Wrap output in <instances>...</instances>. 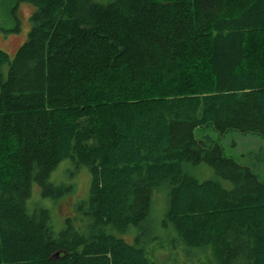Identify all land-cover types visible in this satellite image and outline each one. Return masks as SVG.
Wrapping results in <instances>:
<instances>
[{
    "label": "trees",
    "instance_id": "1",
    "mask_svg": "<svg viewBox=\"0 0 264 264\" xmlns=\"http://www.w3.org/2000/svg\"><path fill=\"white\" fill-rule=\"evenodd\" d=\"M20 1L31 28L13 57L0 47V264H264V157L241 164L219 141L264 139V0ZM64 158L91 184L56 229L27 200L33 183L71 191L49 180ZM163 184L170 247L195 259L138 239Z\"/></svg>",
    "mask_w": 264,
    "mask_h": 264
},
{
    "label": "rangeland",
    "instance_id": "2",
    "mask_svg": "<svg viewBox=\"0 0 264 264\" xmlns=\"http://www.w3.org/2000/svg\"><path fill=\"white\" fill-rule=\"evenodd\" d=\"M35 6L29 2L20 0H0V47L5 50L10 57L14 56L17 47L25 40L31 28V12ZM198 134V130H196ZM212 137H217L212 132ZM219 141L224 153L231 156L236 162L251 165L259 160L254 154L249 152L258 151L264 157V139L259 136L242 133L238 130H231L224 134ZM86 165L77 166L71 159L60 160L57 166L52 169L49 180L53 183H64L71 185V191L61 195V197H45L38 184L33 183L32 194L27 200L29 210L35 205H43L50 209L52 221L56 229L63 225L67 216L76 214V207H79L89 194L91 184V174ZM184 169L200 180L212 178L219 180L225 187H231L232 182L219 176L215 169L207 163L201 162L191 164L184 162ZM169 186L163 184L152 191L151 209L145 223L148 225L145 233L138 239L145 242L147 249L155 254L159 260L165 261L177 257V263H182L188 259H195V255H200L199 251L192 252V258L187 256L186 248L181 246L178 249L171 248L169 238L174 234L171 227L164 224V216L167 208V193ZM145 226L142 225L141 228ZM134 233L122 235L127 241L132 242L135 232L140 231L139 227H132ZM170 251V252H169ZM175 252V253H174ZM168 255V256H167ZM171 256V257H169ZM173 256V257H172ZM196 264V263H195Z\"/></svg>",
    "mask_w": 264,
    "mask_h": 264
},
{
    "label": "water",
    "instance_id": "3",
    "mask_svg": "<svg viewBox=\"0 0 264 264\" xmlns=\"http://www.w3.org/2000/svg\"><path fill=\"white\" fill-rule=\"evenodd\" d=\"M59 252H56V254L55 255H57Z\"/></svg>",
    "mask_w": 264,
    "mask_h": 264
}]
</instances>
